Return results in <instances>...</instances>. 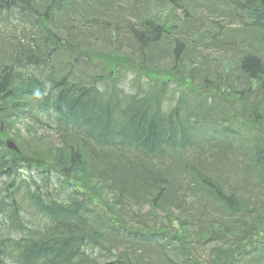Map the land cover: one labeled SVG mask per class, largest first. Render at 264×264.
I'll return each instance as SVG.
<instances>
[{
  "label": "trees",
  "instance_id": "obj_1",
  "mask_svg": "<svg viewBox=\"0 0 264 264\" xmlns=\"http://www.w3.org/2000/svg\"><path fill=\"white\" fill-rule=\"evenodd\" d=\"M0 22V264H264V0H0ZM105 35L129 53L95 55Z\"/></svg>",
  "mask_w": 264,
  "mask_h": 264
},
{
  "label": "rangeland",
  "instance_id": "obj_2",
  "mask_svg": "<svg viewBox=\"0 0 264 264\" xmlns=\"http://www.w3.org/2000/svg\"><path fill=\"white\" fill-rule=\"evenodd\" d=\"M96 22H94V24H95ZM93 24V25H94ZM3 27H4V24H2V23H0V34H1V29H3ZM11 29H13V27L10 25V27L9 28H6V29H4V33H2L1 35L2 36H7V35H9V30H11ZM93 30H95L94 28H93ZM22 31H21V29H19V31H18V33H16L17 34V36H19V35H21L22 33H21ZM95 32H97L96 30H95ZM1 35H0V54L2 55V52H3V47H4V42L2 41V37H1ZM4 38V37H3ZM111 38H113V40H116V38H115V35H113V36H108V35H105L104 36V40L105 41H101V42H99V43H97L96 44V46L93 48V52L95 53V55L98 53V54H103V55H108V57H106L105 59H107V58H109V57H116L117 55H123V54H128L129 53V51H128V47L127 46H125L126 48H121V49H119V48H117V46L116 45H113V44H111L110 42V40H111ZM124 45V44H123ZM104 59V60H105ZM65 61V58L64 59H62V58H59L57 61H56V64H58V63H62V62H64ZM97 63V62H96ZM167 66V65H166ZM89 73H92L93 75H96V72L93 70V72L92 71H90ZM253 98L255 99V100H258V98H255L254 96H253ZM1 128H2V131L4 132V130H5V127H4V124H2L1 125ZM7 134V136H10L9 134H12V132L11 131H9V132H7L6 133ZM45 139H46V136H45ZM48 140V139H47ZM42 144H47V146H52V145H54V144H56V142L54 141H46V142H42L41 143V145Z\"/></svg>",
  "mask_w": 264,
  "mask_h": 264
},
{
  "label": "water",
  "instance_id": "obj_3",
  "mask_svg": "<svg viewBox=\"0 0 264 264\" xmlns=\"http://www.w3.org/2000/svg\"><path fill=\"white\" fill-rule=\"evenodd\" d=\"M9 147H10L12 150H16V151H17V147L15 146V144L10 143V144H9Z\"/></svg>",
  "mask_w": 264,
  "mask_h": 264
}]
</instances>
